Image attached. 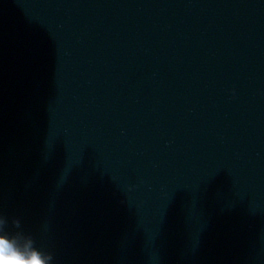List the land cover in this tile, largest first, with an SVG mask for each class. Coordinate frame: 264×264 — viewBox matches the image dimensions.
Wrapping results in <instances>:
<instances>
[{"label":"clouds","instance_id":"clouds-1","mask_svg":"<svg viewBox=\"0 0 264 264\" xmlns=\"http://www.w3.org/2000/svg\"><path fill=\"white\" fill-rule=\"evenodd\" d=\"M50 252L36 246L18 219L0 214V264H52Z\"/></svg>","mask_w":264,"mask_h":264}]
</instances>
